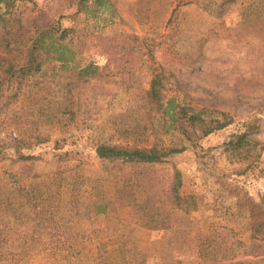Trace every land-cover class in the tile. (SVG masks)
Masks as SVG:
<instances>
[{"label": "rangeland", "instance_id": "rangeland-1", "mask_svg": "<svg viewBox=\"0 0 264 264\" xmlns=\"http://www.w3.org/2000/svg\"><path fill=\"white\" fill-rule=\"evenodd\" d=\"M76 1L14 0L4 14L7 19L0 22V140L4 139L0 143V178L7 183L26 184L34 174L75 165L82 178L102 181L78 178L74 185L77 206L81 208L95 200L90 195L93 184L111 192V177L126 176L128 166L118 161H99L93 145L138 139L135 126L146 125L147 121L137 106L152 70H160L167 96L176 94L184 104L204 105L228 123L205 136L190 129L187 138L179 133L155 132L165 146L184 147L182 152L154 165L161 179L165 180L174 166L181 173L180 194H192L200 206L204 205L196 211H178L175 228L149 230L133 226L128 264H139L140 259L141 264H195L196 232H206L209 225L225 221L216 201L220 194H227L222 191V183L234 181L254 202L264 200V0H235L221 6L220 0H109L95 17L76 12ZM247 13L253 15L246 18ZM15 20L25 28L57 21L62 27L80 29L79 37L87 42L80 58L123 70L111 80L106 76L107 84L95 82L94 99L89 89L81 95L80 110L84 113L39 126L38 132L45 141L20 149L33 154L27 160L16 158L12 142L4 138L13 132L10 118L21 100L12 97L13 84L3 73L8 65L16 64L26 46V42L19 46L10 42L17 27ZM91 34L101 38L128 34L137 36L139 41L125 40L121 51L105 53L97 48V40ZM131 43L139 48L133 50ZM55 64L43 62L40 87L52 86V82L44 80L50 78ZM34 86L31 83L29 88ZM253 118L259 125V131L251 136L258 142L254 149L258 156L247 165L245 159H230L223 151V143ZM129 133L135 135L126 136ZM146 136L151 139L150 133ZM68 189L64 188V197L68 196ZM78 210L82 215L64 210L57 229L11 226L3 233L7 239L4 247L14 252L22 247L24 251L17 262L1 264H100L94 260L98 242L116 234L123 222L131 224L130 208L116 204L105 214L87 216ZM243 214L240 212L234 220L226 219L236 231L242 228ZM19 236L25 238L19 240ZM245 238L246 233L239 235V239ZM236 258L264 264L259 258Z\"/></svg>", "mask_w": 264, "mask_h": 264}, {"label": "trees", "instance_id": "trees-1", "mask_svg": "<svg viewBox=\"0 0 264 264\" xmlns=\"http://www.w3.org/2000/svg\"><path fill=\"white\" fill-rule=\"evenodd\" d=\"M13 1L0 0V4H3L0 22L7 19L4 14L8 12ZM234 1L220 0L218 6ZM108 3L109 0H77L76 12L95 17ZM246 15V18H249L253 13ZM15 24L17 27L10 35V42L13 46L24 45L26 42V46L16 64L8 65L3 73L13 84L12 97L17 99L20 97L21 100L17 111L13 112L10 118L13 132L4 138L12 142L11 148L16 158L27 160L33 158V154L20 152V149H30L45 141V137L38 132L39 126L52 124L60 117L73 119L77 114L84 113L85 111L80 110L81 95L87 93L88 89L92 92L97 89L94 87L97 84L95 82L107 84L112 79L110 77L123 74V70L116 65L111 68L107 63L98 64L93 60L80 58L87 45L85 39L79 37L80 29L62 27L57 21L28 28L22 26L19 20H15ZM92 38L97 40V48L105 53L121 51L125 40L129 42L134 40L135 43L139 41L137 36L128 34H115L110 38L92 35ZM131 46L133 50L139 48V45L133 43ZM132 47L128 50H132ZM45 61L56 63L51 70L50 78L44 80L52 82L51 87L46 85L40 87L38 82L41 80L42 65ZM106 76L110 78L108 81L105 79ZM118 79L121 82V78ZM31 83H35L34 89L29 88ZM164 86L163 73L153 69L148 87L137 106L138 109H142L147 121L146 125L135 126L138 139L132 138L131 142L126 140L124 143H94L93 153L99 161L124 163L128 166V171L126 176L111 177L113 180L111 192L102 185L93 184L90 195L95 200L91 204L83 205L81 208L77 206L74 198L75 182L78 178L90 182L102 181L100 178H82L78 175L75 165L58 167L51 173L34 174L26 184L7 183L0 178V264L17 262L24 251L22 247L15 252L4 247L7 239L3 233L8 232L11 226L17 228L26 224L35 230L57 229L61 225L64 210L73 215L81 214L78 209L84 211L82 213L86 216L88 213L98 215L105 214L116 204L130 208L131 224L123 222L116 234L100 240L94 260L100 264H128L133 226L149 230L175 228L178 211H196L204 205L200 206V201L192 194H180L181 173L174 166L165 180L161 179L154 165L163 162L171 154L182 152L184 147L165 146L155 132L179 133L187 138V131L190 129L205 136L221 129L228 121L213 115V111L204 105L184 104L176 94L167 96ZM94 93L93 99L96 95ZM153 119L156 122L155 128ZM258 131L259 125L254 118L244 122L242 128L223 143V151L230 159L236 161L245 159L247 165H250L258 156V152L254 150L258 142L251 137ZM147 132L151 134V139L146 136ZM131 135L135 134L129 133L126 136ZM3 142L4 139H1L0 143ZM221 185L222 191H226L227 194H220L216 201L218 207L223 210L220 214L225 221L209 225L206 232L200 230L196 232L193 238L197 258L195 264H216L220 260L225 261V264L257 262L254 260L245 262L236 258L237 256L259 258L263 262L264 200L260 203L254 202L244 190L236 186L234 181L228 185L223 183ZM66 187L69 188V194L64 197L63 191ZM212 207L216 212V207ZM240 212L244 213V222L242 228L239 226V230L236 231L226 219L234 220ZM242 233H246L243 240L239 239ZM24 238L25 236L18 237L19 240ZM134 261L137 260L134 258ZM138 263L141 264V259Z\"/></svg>", "mask_w": 264, "mask_h": 264}]
</instances>
